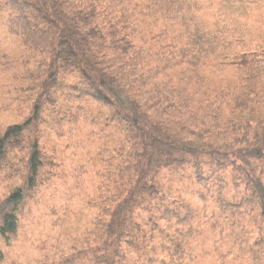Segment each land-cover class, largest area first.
<instances>
[{"label": "rangeland", "instance_id": "374dc122", "mask_svg": "<svg viewBox=\"0 0 264 264\" xmlns=\"http://www.w3.org/2000/svg\"><path fill=\"white\" fill-rule=\"evenodd\" d=\"M6 2L0 0V140L13 126L29 120L33 124L0 149V229L7 213L17 221L15 233L0 234V264H131L133 253L121 232L128 231L127 203L139 176L137 159L131 158L139 137L128 122L93 100L94 104L74 106L75 112L82 110L76 122L56 112V96L69 92L54 87L50 69L11 33ZM156 10L152 7L145 27L150 39L145 40L160 31L168 40L175 38L176 51L193 63L189 71L194 68L202 79L184 100V111L200 115L210 108L230 121L216 136L217 142H226V147L221 143L218 153L223 157L218 161L200 165L201 170L189 165L146 172L160 186L159 202L150 214L137 209L135 215L143 223L150 218L162 233L146 244L154 246L156 264L162 260L165 264H264L261 206L227 214L210 197L223 190L222 199L236 201L231 186L242 178L234 172L249 164L253 169L259 164L256 175L264 184V150H259L261 156L243 157L240 162L231 149L237 140L254 142L256 128L264 127V0H166L161 13ZM150 44L156 60L161 42ZM162 47L168 48L167 41ZM192 49L200 51L196 60ZM247 54H256L254 63L241 62ZM71 80L60 78V87L71 90ZM255 83L259 95L252 97L257 105L241 114L234 103ZM38 103L41 112L33 119ZM83 113L93 116L94 123ZM248 122L254 124L252 129L230 128ZM34 151L40 157L39 173L35 186L29 188ZM226 152L230 157H225ZM226 158L234 164L222 169ZM18 190L24 192L23 201L17 207L7 205ZM169 214L179 218L169 221Z\"/></svg>", "mask_w": 264, "mask_h": 264}, {"label": "trees", "instance_id": "16d2710c", "mask_svg": "<svg viewBox=\"0 0 264 264\" xmlns=\"http://www.w3.org/2000/svg\"><path fill=\"white\" fill-rule=\"evenodd\" d=\"M140 1L7 0L6 3L11 11L8 16L11 33L20 39L28 52L41 58L40 65L50 69V77L55 80L54 87L69 92L67 96H56V112L76 122L82 110L75 112V105H82L83 102L100 103L128 122L139 137L131 155V158L137 159L136 170L139 176L133 184L132 200L127 203L130 205V214L125 223H129L130 229L128 227L127 232H121V236L133 253L131 264H156L154 246L146 242L153 243L157 233L162 236L158 230L160 227L152 223L150 218L143 223L135 215L137 209L150 214L159 202L160 186L154 184L155 178L146 176V172L157 173L168 166L184 169L189 165L201 170L200 165L218 161L223 157L218 153L221 152L223 139L217 142L216 136L222 130V125L230 120L211 113L210 108L202 110L203 114L200 115L184 111V100L188 99L192 86L201 84L202 79L194 68L189 71L193 63L186 54L176 51L175 38L168 40L166 33L160 31V35L145 40L149 38L145 27L152 7L159 14L166 0ZM159 40L161 48L156 52L157 59L154 60L150 41ZM165 41L168 48L162 47ZM199 53L195 49L190 51L194 60ZM247 55L250 59H247ZM247 55L241 57V62L247 64L250 60L254 63L256 54ZM174 75L182 78L177 80ZM60 78L72 79L69 83L71 90L60 87ZM256 85L245 88L235 101L239 113L255 109L257 100L253 99L252 94H258L253 88ZM41 105H35L33 119L39 116ZM87 110L92 113L90 107ZM83 117L89 123H94L93 116L83 113ZM32 124L33 121L29 120L22 126L11 127L0 140V149L3 150L9 140L22 135ZM253 125L250 122L236 123L230 128L249 130ZM222 145L226 147V142ZM211 148L216 151H211ZM231 149L240 162H244L243 157L261 156L259 150H264V127L256 128L254 142L248 139L237 140ZM225 157H230L228 152ZM39 158V153L34 151L29 188L35 186ZM145 161L146 164L142 166L141 163ZM233 164L226 158L220 168L227 169ZM258 166L254 169L250 164L244 168L240 166L241 171L234 172L242 178L238 185L231 186L232 192L237 193L236 201L222 199L223 190L219 195L210 196L215 204L220 205L222 212L248 211L249 207L255 208L258 205L264 211V184L260 175H256L255 169ZM23 199L24 192L18 190L9 197L6 204L17 207ZM201 201L205 202L206 199L201 198ZM166 217L169 221L177 220L179 215L169 214ZM227 219L230 220V217L227 216ZM16 224L14 215L5 214L0 234L7 236L15 233ZM231 228H235L234 224H231ZM192 235L194 240L198 231ZM165 261L162 260L161 264H165Z\"/></svg>", "mask_w": 264, "mask_h": 264}]
</instances>
